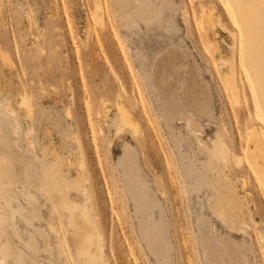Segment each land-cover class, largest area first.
Here are the masks:
<instances>
[{
	"label": "rangeland",
	"instance_id": "1",
	"mask_svg": "<svg viewBox=\"0 0 264 264\" xmlns=\"http://www.w3.org/2000/svg\"><path fill=\"white\" fill-rule=\"evenodd\" d=\"M103 1L105 24L93 0H0V264H13L2 262L7 236L30 264H64L52 230L67 235L64 202L90 208L111 264H264V183L245 152L253 97L245 79L238 101L225 82L229 32L207 38L201 23L202 9L218 15L221 3ZM120 89L138 104L140 139L116 135L115 107L102 116ZM221 139L226 164L211 155ZM129 148L156 203L146 219L119 180ZM78 154L92 176L86 193L36 190L34 174L57 161L74 187ZM221 203L243 222L220 219Z\"/></svg>",
	"mask_w": 264,
	"mask_h": 264
},
{
	"label": "bare ground",
	"instance_id": "2",
	"mask_svg": "<svg viewBox=\"0 0 264 264\" xmlns=\"http://www.w3.org/2000/svg\"><path fill=\"white\" fill-rule=\"evenodd\" d=\"M198 1H200V4L203 2V0ZM217 1L223 7L222 12L220 11L218 15H215L213 12L216 9L215 7L210 10L202 9V27L206 32L207 38H210L211 34H215L216 30L221 27L229 32L232 39V59L229 63L227 61L226 65H229V70L225 73L224 78L237 101L244 88L243 79H245L252 94L256 121L247 132L245 152L248 165L264 183V0ZM93 4L97 20L101 24H105L106 10L104 1L93 0ZM130 98L125 89L117 90V95L113 98L112 106L109 105V102L108 104L105 101L103 102L102 116L108 122V119L111 117L110 111L112 107H115L117 112L110 122L116 126V135L120 132L122 133L124 130H129L133 133L134 137L136 136L140 139L143 137L142 131L144 130V126L137 112L138 104L133 103ZM19 105L25 107L27 116L31 115V105L28 98L24 97ZM8 110L12 115L15 114L11 108L8 107ZM149 120L147 119L146 121ZM94 126L91 120V129L95 130ZM211 155L215 156L219 161L223 160L226 164L229 155L227 144L222 139L219 140L215 144L213 154ZM58 158L60 159V157ZM82 158L83 156L74 159L75 161L73 159L69 160V165L76 169V174H74L76 184L74 187L70 188V183L66 182L69 174H66L62 170L63 163L57 161L46 174L40 172L34 174L36 176V190L43 195L55 194V197H59L64 191L68 190L71 192L73 190L77 192L78 190L81 193H86L89 189L88 186L92 176L90 177V172H87V163ZM60 160H63V158ZM123 163L124 171L119 180L122 182L124 194L127 197H129V193L132 194L136 214L146 219L150 208L155 207L156 203H151V200L148 199L146 191L149 188V182H145L140 175L137 154L133 149H128ZM148 167L150 166L148 165ZM114 187L119 194V184L115 181ZM58 210L67 235L65 237L59 233L55 224L52 225V230L59 240L57 249L64 259V264H111L112 262L109 260L111 257L108 258L109 254L107 252L105 235L100 230L98 221L94 219L86 203L64 202L59 206ZM215 212L220 219L229 225L237 221L242 223L244 219L240 209L232 208L229 212L223 203L216 206ZM234 217L237 218V221L234 220ZM203 247L204 252L209 253L207 241L203 242ZM1 251L2 262L5 259H11L13 264H30L28 259L15 247L9 236H7L6 244L2 247ZM73 258L76 263L73 261Z\"/></svg>",
	"mask_w": 264,
	"mask_h": 264
}]
</instances>
